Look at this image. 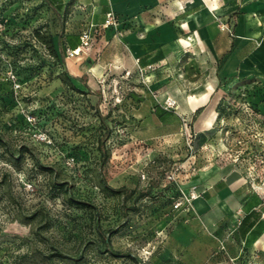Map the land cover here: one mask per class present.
Here are the masks:
<instances>
[{
    "label": "rangeland",
    "instance_id": "rangeland-1",
    "mask_svg": "<svg viewBox=\"0 0 264 264\" xmlns=\"http://www.w3.org/2000/svg\"><path fill=\"white\" fill-rule=\"evenodd\" d=\"M67 21L46 0H0V264H264L261 248H233L236 220L206 237L195 211L203 189L233 177L234 198L264 218V75L212 88L190 48L145 66L100 26L64 55ZM110 229L132 259L105 252Z\"/></svg>",
    "mask_w": 264,
    "mask_h": 264
},
{
    "label": "crops",
    "instance_id": "crops-1",
    "mask_svg": "<svg viewBox=\"0 0 264 264\" xmlns=\"http://www.w3.org/2000/svg\"><path fill=\"white\" fill-rule=\"evenodd\" d=\"M46 1L58 13L67 12V23L71 22L75 28L65 30L58 38L64 55L77 49L79 54L84 28L89 25L101 27L107 13L114 12L121 20L135 23L123 38L130 61L140 57L145 66L168 62L172 65L186 46L201 58L202 66L214 73L216 83L209 85L212 88L224 80H234L253 72L264 75V0ZM212 94L213 91L203 104L211 100ZM235 184L236 180L229 177L202 190L205 196L196 200L195 211L204 216V227L197 223L198 228L208 237L209 229L216 226L213 228H217V235H222L228 232L227 225L231 226L236 220L238 224L232 228L230 237L233 248L250 247L252 251L261 248L264 251V232L254 239L255 224L264 218L258 208H249L250 197L240 201L234 198ZM239 210L241 216L237 219L233 214ZM213 214L216 220L212 219ZM194 248L200 256L208 254L201 244Z\"/></svg>",
    "mask_w": 264,
    "mask_h": 264
},
{
    "label": "built area",
    "instance_id": "built-area-1",
    "mask_svg": "<svg viewBox=\"0 0 264 264\" xmlns=\"http://www.w3.org/2000/svg\"><path fill=\"white\" fill-rule=\"evenodd\" d=\"M134 22L132 20H121L114 12H109L106 15L104 23L101 25V28L110 29L115 32L118 31L120 35H124L127 30H130L134 27ZM96 26H92L88 30L82 31L80 35L81 45L87 46L89 41L92 39L93 33ZM163 107L165 109H176L178 107L177 101L172 97H167L164 101Z\"/></svg>",
    "mask_w": 264,
    "mask_h": 264
},
{
    "label": "trees",
    "instance_id": "trees-1",
    "mask_svg": "<svg viewBox=\"0 0 264 264\" xmlns=\"http://www.w3.org/2000/svg\"><path fill=\"white\" fill-rule=\"evenodd\" d=\"M47 44H49V47L52 49V42L49 41ZM156 115L158 116V118L160 120H164L166 117H168L169 115H171V112H168L166 110H164L161 106H157L156 108ZM108 190H110L111 192L114 193H120L123 189H113L109 186L106 187ZM247 219V217H245L244 221ZM254 226V223L251 225V227ZM255 229H256V234L254 236V239L258 238L263 232H264V219L260 220L257 224H255ZM117 232L116 229H110L107 234L101 233L102 235V240L104 242V250L105 252H108L110 255L115 256V257H127V258H133L130 253L128 252H123V251H118L115 250L112 246L111 243V235L115 234ZM250 244V243H249ZM248 244V245H249ZM55 256H59V257H65L64 255H62L61 253H56Z\"/></svg>",
    "mask_w": 264,
    "mask_h": 264
},
{
    "label": "bare ground",
    "instance_id": "bare-ground-1",
    "mask_svg": "<svg viewBox=\"0 0 264 264\" xmlns=\"http://www.w3.org/2000/svg\"><path fill=\"white\" fill-rule=\"evenodd\" d=\"M80 50V49H79ZM78 51V49L76 51H74L75 54H77L76 52Z\"/></svg>",
    "mask_w": 264,
    "mask_h": 264
}]
</instances>
